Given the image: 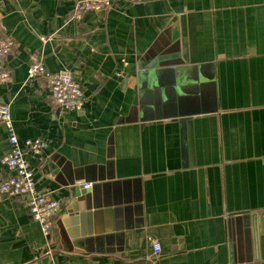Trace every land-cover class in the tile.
Wrapping results in <instances>:
<instances>
[{
	"label": "crops",
	"instance_id": "1",
	"mask_svg": "<svg viewBox=\"0 0 264 264\" xmlns=\"http://www.w3.org/2000/svg\"><path fill=\"white\" fill-rule=\"evenodd\" d=\"M75 3L0 0L15 44L0 106L21 144L49 143L26 158L61 202L47 241L24 199L0 201V264H264V0H117L79 20ZM34 56L80 82L82 112L29 77ZM10 149L0 125V159ZM73 182L90 185L97 238L78 253L56 226Z\"/></svg>",
	"mask_w": 264,
	"mask_h": 264
},
{
	"label": "built area",
	"instance_id": "2",
	"mask_svg": "<svg viewBox=\"0 0 264 264\" xmlns=\"http://www.w3.org/2000/svg\"><path fill=\"white\" fill-rule=\"evenodd\" d=\"M117 0H76L74 18L79 20L88 12L109 9ZM130 2L156 1V0H127ZM46 42V39H42ZM14 40L8 37L0 38V61L11 53ZM43 75L49 86L53 103L67 112H82L85 106V95L80 82L69 71L50 73L38 57H32L29 67V77ZM11 79L9 72L0 67V82L8 83ZM0 125L8 131L10 151L2 156L0 162L5 166L11 176L0 183V201L7 198H22L26 201L32 219L39 223L43 235L48 238L55 226L57 217L61 214V202L51 198L37 185L35 170L29 164L26 154L39 157L49 148V143L42 139L26 140L21 144L16 136L9 106H0ZM87 184L85 187H89ZM153 254H161L158 242L152 243Z\"/></svg>",
	"mask_w": 264,
	"mask_h": 264
},
{
	"label": "water",
	"instance_id": "3",
	"mask_svg": "<svg viewBox=\"0 0 264 264\" xmlns=\"http://www.w3.org/2000/svg\"><path fill=\"white\" fill-rule=\"evenodd\" d=\"M69 191L72 198L78 203L74 207V211L57 220L56 226L63 251L68 253L77 251L78 253L85 250L89 242L94 243L97 238L94 236L93 214L87 208V202L84 198L90 190L85 187V184H75L73 182L69 183ZM77 207L81 210H78ZM257 259H259V255H257Z\"/></svg>",
	"mask_w": 264,
	"mask_h": 264
}]
</instances>
